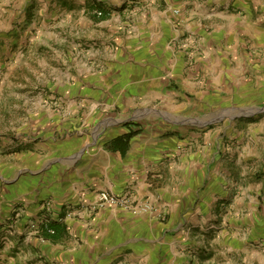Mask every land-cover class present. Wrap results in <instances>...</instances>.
I'll return each instance as SVG.
<instances>
[{"label":"crops","instance_id":"obj_1","mask_svg":"<svg viewBox=\"0 0 264 264\" xmlns=\"http://www.w3.org/2000/svg\"><path fill=\"white\" fill-rule=\"evenodd\" d=\"M186 4L121 11L113 23L119 35L73 45L79 51L53 68L59 98L68 100L56 113L28 112L39 132L10 140L30 147L10 153L21 162L7 163L13 176L0 188V262L9 255L10 264H36L34 257L40 264H200L188 251L192 229L219 209L213 203L232 173L222 161L232 122L205 118L225 109L222 101L251 99L263 87L264 0ZM239 124L255 142L253 123ZM246 159L239 153L230 161ZM102 190L151 210L97 208ZM54 222L63 228L56 240L43 231Z\"/></svg>","mask_w":264,"mask_h":264},{"label":"rangeland","instance_id":"obj_2","mask_svg":"<svg viewBox=\"0 0 264 264\" xmlns=\"http://www.w3.org/2000/svg\"><path fill=\"white\" fill-rule=\"evenodd\" d=\"M160 1L0 0L1 189L11 183L13 176L7 163L18 161L13 160L10 153L13 150L25 151L28 149L26 147H30L23 143L13 146L10 140L12 137L24 140L39 132V122L32 119L29 113H56L65 105L62 100H68L59 98L58 82L53 79L57 75L53 68L68 63L72 53L79 51L73 45H93L95 42L109 41L110 36L119 35L113 23L119 21L117 17L123 13L121 11L144 6L153 8ZM172 1L180 4L187 2L186 6L192 8L193 1L198 3L202 0ZM96 11H102L103 14L98 16ZM105 20L109 22L105 23ZM69 100L83 103L81 99ZM227 100L232 101L235 108L228 106ZM222 103H225V109L209 114L205 121L212 122V125L232 122L224 130L226 150L222 160L232 173L225 177L221 190L224 193L218 194V201L213 203L218 204L219 209L205 215L202 224H194L192 230L196 243H192L188 251L200 264H211L213 260L214 264H228L227 261L231 264H264V85L251 99L233 97ZM238 106L243 109L236 108ZM193 117L200 118L199 115ZM236 121L253 123L252 127L258 129L255 142L248 141L249 135L242 134L238 126L240 124ZM239 153L246 156V161H241L239 165L233 164L231 158L238 157ZM24 172L28 174L30 171ZM212 183L215 188L216 181ZM198 198L199 202L204 201L203 197ZM197 204L202 205L195 202L193 206ZM193 210L190 214L196 221V216L200 215ZM9 229L6 227L1 237H9L10 234H5ZM4 241H7L6 238ZM8 256L0 264H10ZM31 260L40 264L35 257ZM15 264H24V260H18Z\"/></svg>","mask_w":264,"mask_h":264},{"label":"built area","instance_id":"obj_3","mask_svg":"<svg viewBox=\"0 0 264 264\" xmlns=\"http://www.w3.org/2000/svg\"><path fill=\"white\" fill-rule=\"evenodd\" d=\"M175 12H178L176 9ZM98 14L101 15L102 12L98 11ZM95 206L98 207H108V206H113V207H122L124 209H130L134 212H149L151 210V206L149 204H144V205H139L137 206H132L129 202L128 199L122 196L115 195L109 191H99L95 195ZM50 233H54L53 229H48Z\"/></svg>","mask_w":264,"mask_h":264},{"label":"trees","instance_id":"obj_4","mask_svg":"<svg viewBox=\"0 0 264 264\" xmlns=\"http://www.w3.org/2000/svg\"><path fill=\"white\" fill-rule=\"evenodd\" d=\"M134 133H136V131H133L131 134H129L128 136H127V140H129L130 139V137L134 134ZM46 228V227H45ZM47 228H51V229H53L54 230V233H49L46 229H43V231H45V233H44V235L46 236V237H48V238H52L53 240H56L57 238H58V236H59V234H61L62 233V231H63V228H61L57 223H48V225H47Z\"/></svg>","mask_w":264,"mask_h":264}]
</instances>
